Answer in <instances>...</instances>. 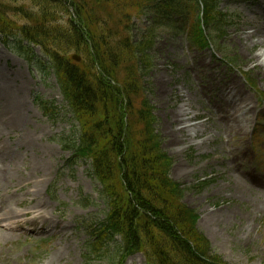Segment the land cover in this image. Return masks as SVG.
I'll use <instances>...</instances> for the list:
<instances>
[{"label":"rangeland","instance_id":"rangeland-1","mask_svg":"<svg viewBox=\"0 0 264 264\" xmlns=\"http://www.w3.org/2000/svg\"><path fill=\"white\" fill-rule=\"evenodd\" d=\"M263 2L220 0L233 19L222 34L220 50L193 48L181 29V17L170 15L157 26L147 78L163 148L175 160L172 178L187 190L184 203L198 212L199 230L227 264H264L263 192H244L241 182L252 185L240 180L248 174L252 182H264V103L259 97L264 81L255 70L264 65V47L258 37L246 41L241 31L250 34L264 25ZM154 16L136 22V38L154 25ZM25 52L0 39V174L13 166L16 175L0 184V264H147L140 254L122 263L114 245L107 259L85 258L89 226L103 222L108 209L99 198L90 163H68L72 155L65 149L77 131L55 75L43 71L40 64L46 60L39 49ZM202 61L206 68L200 67ZM232 78L256 112L245 138L230 143L208 113L214 89L206 95L197 91L211 82L221 87ZM192 93L196 99L191 113L199 118H177L180 109L188 108ZM44 106L56 108L55 114ZM203 180L211 184L200 190L197 185Z\"/></svg>","mask_w":264,"mask_h":264},{"label":"trees","instance_id":"trees-1","mask_svg":"<svg viewBox=\"0 0 264 264\" xmlns=\"http://www.w3.org/2000/svg\"><path fill=\"white\" fill-rule=\"evenodd\" d=\"M170 14L192 16L188 37L199 50L218 46L228 26L219 0H0V37L48 59L77 125L67 149L91 162L101 186L109 212L91 228L88 260L107 259L115 243L120 260L141 253L148 264H226L171 178L174 160L148 98L157 26ZM152 15L156 24L136 38V21Z\"/></svg>","mask_w":264,"mask_h":264},{"label":"bare ground","instance_id":"bare-ground-1","mask_svg":"<svg viewBox=\"0 0 264 264\" xmlns=\"http://www.w3.org/2000/svg\"><path fill=\"white\" fill-rule=\"evenodd\" d=\"M254 29H255L254 32L250 34H247L244 28H242L241 31L244 32L243 35H247L246 41H250L254 37H258L260 39V43L258 45L264 47V25H262L260 28L255 27ZM253 46H257V45H255V43L253 42ZM255 60L258 61L259 59L255 58ZM200 67L206 68L207 65L204 61H202L200 63ZM255 70H257V75L260 77V79L264 81V65L262 64L258 66L257 68H255ZM157 82L161 84L160 80H158ZM210 88L214 89V100L209 105L208 113L212 118L214 117L215 120L217 121V126L222 131L221 134L229 135L228 142L230 143L236 137H239L241 140H243L249 129V124L251 122V115L256 112V106H254V104L251 103V99L247 97L244 89L241 87V84L237 81L236 78H232L230 80L225 81L221 87H219V84L214 86V83L211 82L209 83L208 88H202L201 90H198L197 94L206 95V92H209ZM218 88L220 89V91H218ZM194 95L196 94L194 93ZM188 96H189V98H187L188 108L186 110L185 108L180 109L176 117L180 118L183 116L188 117L192 115L193 120H197L199 118V115L191 113L193 111L192 98L193 99L196 98L195 96H193V93L191 94V96L190 95ZM243 109H245L244 112L245 120L241 121L242 117L240 116V113L243 111ZM178 121L180 122V120ZM175 123H177V121ZM188 129L190 130V127L180 129L177 133L182 135L184 132L186 133ZM195 129H197V127H195ZM229 139H231V141ZM236 151L237 150H235L234 152ZM236 166L237 168H239L241 165L240 163H237ZM14 168L15 167L13 166H8L6 170L4 171L2 170L0 174L1 175L0 184H3V182L7 178L16 177ZM18 179H22V177L18 176ZM247 183L248 184L251 183L252 186H247L241 182V184L245 188L244 192L247 191L253 192L252 189H254L256 190V192L254 193L263 192V197H264V184L262 182H260L259 180H254L253 182L249 180L247 181ZM241 184L237 183V185L239 186L238 190L240 191L241 189H243V186ZM259 186L261 187L259 188ZM259 209L261 211H264V200L261 203Z\"/></svg>","mask_w":264,"mask_h":264},{"label":"water","instance_id":"water-1","mask_svg":"<svg viewBox=\"0 0 264 264\" xmlns=\"http://www.w3.org/2000/svg\"><path fill=\"white\" fill-rule=\"evenodd\" d=\"M74 59H75L77 62L80 61V59H79L78 57H74Z\"/></svg>","mask_w":264,"mask_h":264}]
</instances>
